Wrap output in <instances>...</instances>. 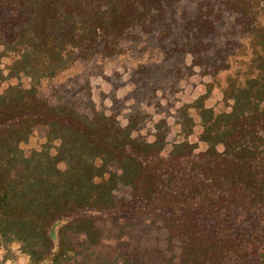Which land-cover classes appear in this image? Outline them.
<instances>
[{
  "label": "trees",
  "instance_id": "1",
  "mask_svg": "<svg viewBox=\"0 0 264 264\" xmlns=\"http://www.w3.org/2000/svg\"><path fill=\"white\" fill-rule=\"evenodd\" d=\"M146 5L152 3L109 0L102 12L91 13L79 0H0L3 72L8 79L36 80L32 87L11 85L0 94V242H16L33 259L46 261L64 246L55 244L54 226L70 218L64 229L91 238L93 219L79 215L115 208L118 184L132 187L133 201L146 213L177 217L175 229L181 224L193 236L185 251L201 247L210 254L216 249L235 254L228 246L235 229L227 223L237 215L251 218L250 230L259 220L256 236L264 234V0L227 3L239 15L253 53L242 64L245 81L236 83L238 72L236 81L221 85L229 110L216 114L193 106L205 151L182 142L162 157L152 143L139 145L129 128L104 114L89 117L38 96L40 78L92 57L102 30L123 31L127 21H139L130 6L143 11ZM37 127L44 128L47 143L26 151L23 145ZM111 163L117 172L109 169ZM260 258L264 264V253Z\"/></svg>",
  "mask_w": 264,
  "mask_h": 264
},
{
  "label": "rangeland",
  "instance_id": "2",
  "mask_svg": "<svg viewBox=\"0 0 264 264\" xmlns=\"http://www.w3.org/2000/svg\"><path fill=\"white\" fill-rule=\"evenodd\" d=\"M79 1L97 13L109 0ZM140 1L152 6L146 5L143 11L130 6L139 21H127L123 31L103 28L95 54L40 78L35 85L38 96L50 105H68L89 117L104 114L129 128L139 145L152 143L162 157L182 142L197 146V152L205 151L208 145L199 139L201 118L193 106L205 105L216 114L229 110L221 85L225 79L236 81L238 72L241 77L236 83L244 82L242 64L252 58L239 15L227 5L238 0ZM6 62L0 64V94L11 85L29 88L36 83L25 75L8 79L3 72ZM46 143L44 128L37 127L23 146L26 151L40 150ZM108 167L118 171L114 163ZM113 195L115 208L80 213L93 219L96 232L91 238L64 229L72 220L65 218L53 228L55 244L64 246L46 261L33 259L16 242H0V264H261L264 234L256 236L261 231L259 220L253 221V230L248 228L249 217L228 220L227 227L235 229L228 246L236 249L235 254L225 256L220 249L210 254L201 247L185 251V243L193 236L182 231L181 224L175 229L177 217L167 211L146 213L133 201L129 185L118 184Z\"/></svg>",
  "mask_w": 264,
  "mask_h": 264
}]
</instances>
